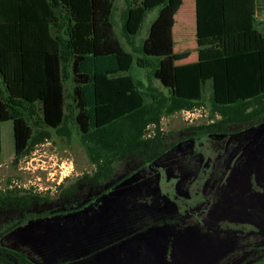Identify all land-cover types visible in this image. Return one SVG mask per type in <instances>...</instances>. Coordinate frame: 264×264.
I'll use <instances>...</instances> for the list:
<instances>
[{
  "label": "rangeland",
  "instance_id": "374dc122",
  "mask_svg": "<svg viewBox=\"0 0 264 264\" xmlns=\"http://www.w3.org/2000/svg\"><path fill=\"white\" fill-rule=\"evenodd\" d=\"M126 1L114 0V33L138 53L158 8L129 44ZM175 18L174 49H189L181 61H193L194 0H183ZM251 36L228 35L225 45ZM256 41L264 47L257 31ZM129 73L167 94L148 67L134 63ZM210 95L208 81L196 117L179 109L146 125L142 138L154 140L151 155L161 149L156 158L130 154L104 177L70 121L66 135L51 129L16 162L12 120L1 121L0 243L41 264H264V115L225 119Z\"/></svg>",
  "mask_w": 264,
  "mask_h": 264
},
{
  "label": "trees",
  "instance_id": "16d2710c",
  "mask_svg": "<svg viewBox=\"0 0 264 264\" xmlns=\"http://www.w3.org/2000/svg\"><path fill=\"white\" fill-rule=\"evenodd\" d=\"M182 2L126 1L121 22L129 44L146 13L158 8L136 53L115 36L114 0H0V122L12 120L13 161L51 129L66 135L70 121L96 175H110L115 161L133 153L149 163L161 149L151 155L154 140L142 138L146 125L201 104L208 81L211 102L225 119L264 115V47L225 51L228 35L256 28L264 37L258 17L264 0H194L197 58L186 62L179 61L190 51H175L172 33ZM134 63L148 67L167 94L143 89L129 73ZM42 216L48 214L33 218ZM0 264L41 263L0 243Z\"/></svg>",
  "mask_w": 264,
  "mask_h": 264
},
{
  "label": "crops",
  "instance_id": "0c3cea01",
  "mask_svg": "<svg viewBox=\"0 0 264 264\" xmlns=\"http://www.w3.org/2000/svg\"><path fill=\"white\" fill-rule=\"evenodd\" d=\"M177 15H178V10L175 14V17H177ZM175 20H176V18H175ZM172 33H173V30H172ZM243 34H247L248 36L252 35V36L249 38L250 40L247 41V43H240L239 41H231L230 40L228 45L225 46L226 53L230 54V53L239 52V51L251 50V49L259 48L261 46V43L256 41V28H253L250 32L240 33L238 35H243ZM257 35L261 36L259 31H257ZM173 42L175 44L174 37H173ZM183 50H186V49H183ZM175 51H177V50H175ZM178 51H182V50H178ZM190 54H191V51H190ZM190 54H189V56H190ZM189 56L187 58H189ZM195 59H193V60H195ZM179 62H183V61H179ZM12 127H13V124H12ZM1 148H2V127H1Z\"/></svg>",
  "mask_w": 264,
  "mask_h": 264
},
{
  "label": "built area",
  "instance_id": "2783aa9c",
  "mask_svg": "<svg viewBox=\"0 0 264 264\" xmlns=\"http://www.w3.org/2000/svg\"><path fill=\"white\" fill-rule=\"evenodd\" d=\"M195 107L196 106H194L192 108H184V109H182V112H183V115L185 116V118L196 117V113L199 112L198 111L199 109H197Z\"/></svg>",
  "mask_w": 264,
  "mask_h": 264
},
{
  "label": "flooded vegetation",
  "instance_id": "af4514ba",
  "mask_svg": "<svg viewBox=\"0 0 264 264\" xmlns=\"http://www.w3.org/2000/svg\"><path fill=\"white\" fill-rule=\"evenodd\" d=\"M178 203H179L180 206L182 205V202H178Z\"/></svg>",
  "mask_w": 264,
  "mask_h": 264
}]
</instances>
